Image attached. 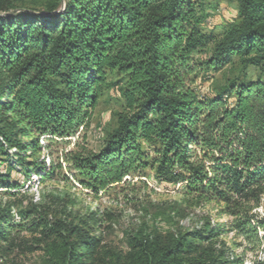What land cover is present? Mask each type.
<instances>
[{
    "label": "trees",
    "instance_id": "16d2710c",
    "mask_svg": "<svg viewBox=\"0 0 264 264\" xmlns=\"http://www.w3.org/2000/svg\"><path fill=\"white\" fill-rule=\"evenodd\" d=\"M17 1L26 0H0V189L17 195L20 179L55 177L52 145L89 127L117 88L124 109L99 150L64 157L77 185L97 195L149 169L158 185H182L229 218L167 237L136 233L106 263L81 221L26 213L23 229L44 238L42 264H243V243L264 247V81L211 97L186 82L232 57L264 76V0H234L238 22L221 38L201 30L215 0H41L43 10ZM18 227L0 213V244L13 246ZM228 232L242 241L218 246Z\"/></svg>",
    "mask_w": 264,
    "mask_h": 264
},
{
    "label": "rangeland",
    "instance_id": "374dc122",
    "mask_svg": "<svg viewBox=\"0 0 264 264\" xmlns=\"http://www.w3.org/2000/svg\"><path fill=\"white\" fill-rule=\"evenodd\" d=\"M64 2V0H62ZM41 0L15 2L17 7L43 10ZM205 22L201 26L204 33L221 38L224 32L238 22L237 4L234 0H215L205 4ZM210 46L202 58L209 55ZM197 78H187L189 86L198 95L217 96L230 83L252 82L259 78L264 81L259 69L240 64L237 57L230 58L225 66L217 69L204 68ZM124 109L123 99L117 88L106 90L94 110L89 127L81 129L71 141L52 145L53 161L62 169L55 177L37 184V178L29 181L20 179L24 187L17 195L0 189V213L6 212L14 222L20 224L14 235L13 246L0 244V264H42L44 238L23 229L24 214L34 217L41 215L51 224L66 222L78 224L89 236L101 239V254L106 263H111L114 255L123 256L128 251V243L133 235L157 234L162 237L183 234L198 229L205 222L224 224L229 218L220 213L214 203L197 202L186 195L182 185L166 188L158 185L149 169L131 174L126 183L113 186L106 192L93 195L82 190L65 167V156L81 148L97 151L106 134L116 125L117 114ZM147 148V145H144ZM11 151L10 153H12ZM261 215V207L256 210ZM22 229V230H21ZM233 241L241 242L228 232L217 240V245L231 247ZM246 243L236 254L246 251L243 264H264V247L251 251Z\"/></svg>",
    "mask_w": 264,
    "mask_h": 264
}]
</instances>
